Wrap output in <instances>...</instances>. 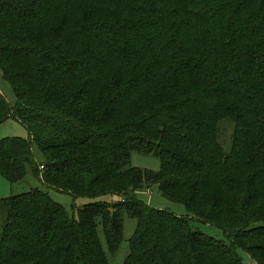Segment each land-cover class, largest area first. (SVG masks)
Here are the masks:
<instances>
[{
  "label": "trees",
  "instance_id": "obj_1",
  "mask_svg": "<svg viewBox=\"0 0 264 264\" xmlns=\"http://www.w3.org/2000/svg\"><path fill=\"white\" fill-rule=\"evenodd\" d=\"M0 69V126L29 135L0 140V174L119 197L77 218L40 189L0 199V264H109L98 226L115 254L125 216L124 264H264V0H0ZM154 185L233 243L132 195Z\"/></svg>",
  "mask_w": 264,
  "mask_h": 264
},
{
  "label": "rangeland",
  "instance_id": "obj_2",
  "mask_svg": "<svg viewBox=\"0 0 264 264\" xmlns=\"http://www.w3.org/2000/svg\"><path fill=\"white\" fill-rule=\"evenodd\" d=\"M0 93L4 95L7 102L11 106H15L17 103V98L11 88V86L3 79L2 71L0 69ZM235 126L231 122H224L220 126V142L223 145L226 152L231 148L233 141ZM7 137H20L28 139L27 129L15 120H8L5 124L0 126V140ZM33 154L38 163L44 162V156L37 148L33 147ZM131 167L142 169V170H151L157 172L161 168V161L159 158L153 155H144L137 152H132L131 156ZM40 171H43V168H40ZM34 189H40L42 191L48 192L52 199L61 204L69 213L72 218H77L78 208L93 202L105 201L112 202L119 199L118 196H102L99 198H90V197H73L70 194L61 193L52 188H48L42 181L36 178L33 174L32 168H27V175L24 180L18 183H10L3 175L0 174V199L8 198L11 196L20 195L26 192H29ZM135 195L136 198L142 200L147 205L171 212L179 217L188 218L190 225L193 229L200 231L203 234L214 237L217 240L223 241L226 244L232 242V239L226 236L224 230L208 224L202 220L196 219V217L190 214L186 208L178 203L168 200L163 197L158 186H150L144 188L142 191L133 192L132 195ZM138 225V220L125 216L124 218V233L123 240L119 250L115 254H111L108 250L106 244V239L104 236L103 228L101 224L98 226V234L101 239L103 249L107 255L109 264H124L125 260L130 254V239L132 238ZM233 243V242H232ZM243 260L247 264H254L250 256L242 251H238Z\"/></svg>",
  "mask_w": 264,
  "mask_h": 264
}]
</instances>
